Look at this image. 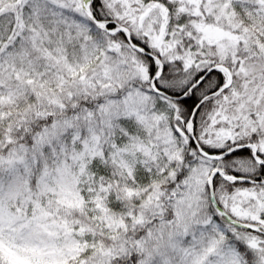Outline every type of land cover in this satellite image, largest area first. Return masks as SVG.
I'll return each instance as SVG.
<instances>
[{
	"label": "snow or ice",
	"instance_id": "snow-or-ice-1",
	"mask_svg": "<svg viewBox=\"0 0 264 264\" xmlns=\"http://www.w3.org/2000/svg\"><path fill=\"white\" fill-rule=\"evenodd\" d=\"M0 264H264V0H0Z\"/></svg>",
	"mask_w": 264,
	"mask_h": 264
}]
</instances>
